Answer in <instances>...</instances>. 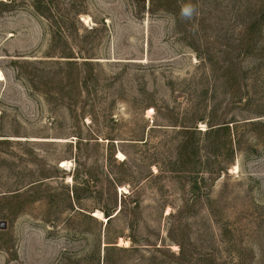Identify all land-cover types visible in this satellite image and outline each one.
Here are the masks:
<instances>
[{
  "label": "rangeland",
  "instance_id": "374dc122",
  "mask_svg": "<svg viewBox=\"0 0 264 264\" xmlns=\"http://www.w3.org/2000/svg\"><path fill=\"white\" fill-rule=\"evenodd\" d=\"M42 1L0 0V264H264V0Z\"/></svg>",
  "mask_w": 264,
  "mask_h": 264
},
{
  "label": "trees",
  "instance_id": "16d2710c",
  "mask_svg": "<svg viewBox=\"0 0 264 264\" xmlns=\"http://www.w3.org/2000/svg\"><path fill=\"white\" fill-rule=\"evenodd\" d=\"M38 0H33V3L35 5H37V11L41 12V13H44L43 10H50L49 7L47 6V4L43 3L44 1L40 0L44 6H38L40 4L37 3ZM9 3H11V1H9ZM8 3V4H9ZM40 3V2H39ZM45 5L48 7H45ZM36 8V7H35ZM249 27H245V31H248ZM87 62V61H85ZM128 194H132L130 192H128ZM125 196V195H124ZM126 197V196H125ZM120 211V209L116 212L118 213ZM103 214L106 218V225L109 223V221L113 218V216H111V213L107 212V211H103ZM116 215V214H115ZM130 248H120L118 246H115V245H111V243L107 242V244L103 247V251H104V258H103V262L104 264H108V257H109V254L110 252H113V251H118V250H129ZM132 249V248H131Z\"/></svg>",
  "mask_w": 264,
  "mask_h": 264
},
{
  "label": "clouds",
  "instance_id": "9594fccd",
  "mask_svg": "<svg viewBox=\"0 0 264 264\" xmlns=\"http://www.w3.org/2000/svg\"><path fill=\"white\" fill-rule=\"evenodd\" d=\"M196 8L191 2L185 3L180 10V16L186 20H191L196 14Z\"/></svg>",
  "mask_w": 264,
  "mask_h": 264
},
{
  "label": "bare ground",
  "instance_id": "6f19581e",
  "mask_svg": "<svg viewBox=\"0 0 264 264\" xmlns=\"http://www.w3.org/2000/svg\"><path fill=\"white\" fill-rule=\"evenodd\" d=\"M1 76V75H0ZM93 216L94 217H97V218H101L102 216H101V213L99 212V211H95V212H93Z\"/></svg>",
  "mask_w": 264,
  "mask_h": 264
},
{
  "label": "water",
  "instance_id": "95a60500",
  "mask_svg": "<svg viewBox=\"0 0 264 264\" xmlns=\"http://www.w3.org/2000/svg\"><path fill=\"white\" fill-rule=\"evenodd\" d=\"M106 222V220H104Z\"/></svg>",
  "mask_w": 264,
  "mask_h": 264
}]
</instances>
